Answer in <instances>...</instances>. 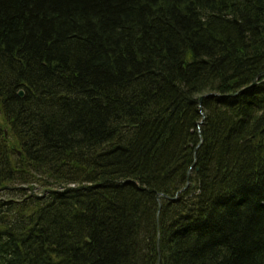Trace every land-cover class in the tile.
Here are the masks:
<instances>
[{"label":"trees","instance_id":"obj_1","mask_svg":"<svg viewBox=\"0 0 264 264\" xmlns=\"http://www.w3.org/2000/svg\"><path fill=\"white\" fill-rule=\"evenodd\" d=\"M263 72L264 0H0V264H264Z\"/></svg>","mask_w":264,"mask_h":264},{"label":"water","instance_id":"obj_2","mask_svg":"<svg viewBox=\"0 0 264 264\" xmlns=\"http://www.w3.org/2000/svg\"><path fill=\"white\" fill-rule=\"evenodd\" d=\"M264 72L262 74H259L255 79L254 81L252 82V84L250 85L251 86H254L256 85V83L258 82L259 78L261 75H263ZM264 80V78L262 79ZM18 96L22 97L24 95L23 91L22 90H19L17 92ZM208 95H214L213 93H210ZM6 135V131L4 133ZM199 146V145H198ZM18 154L20 155V152H18ZM189 176H190V173L187 174V181H186V184L183 188H181L177 193H176V196L178 195V193L184 191L187 187H188V184H189ZM163 196L162 193H158L157 196H156V199H157V202H158V210H157V214H156V222H158V214H159V211L161 209V202H160V197ZM156 252H157V259H156V262L155 264H159L160 262V259H161V253H160V246H159V238H157L156 240Z\"/></svg>","mask_w":264,"mask_h":264}]
</instances>
